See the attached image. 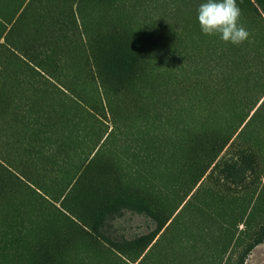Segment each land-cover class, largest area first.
Masks as SVG:
<instances>
[{
	"label": "rangeland",
	"instance_id": "obj_1",
	"mask_svg": "<svg viewBox=\"0 0 264 264\" xmlns=\"http://www.w3.org/2000/svg\"><path fill=\"white\" fill-rule=\"evenodd\" d=\"M200 2L0 0V264H264V0Z\"/></svg>",
	"mask_w": 264,
	"mask_h": 264
},
{
	"label": "clouds",
	"instance_id": "obj_2",
	"mask_svg": "<svg viewBox=\"0 0 264 264\" xmlns=\"http://www.w3.org/2000/svg\"><path fill=\"white\" fill-rule=\"evenodd\" d=\"M240 15L237 0H201L196 8L201 34L218 36L232 45H240L249 38V32L239 23Z\"/></svg>",
	"mask_w": 264,
	"mask_h": 264
}]
</instances>
